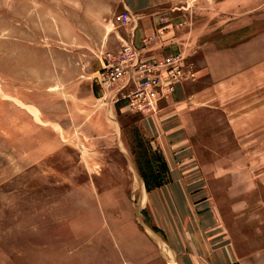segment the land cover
Instances as JSON below:
<instances>
[{"label": "rangeland", "instance_id": "rangeland-1", "mask_svg": "<svg viewBox=\"0 0 264 264\" xmlns=\"http://www.w3.org/2000/svg\"><path fill=\"white\" fill-rule=\"evenodd\" d=\"M123 8L0 0V264L174 263L166 243L182 264H213L217 230L234 250L220 264H264V0L160 10L174 40L161 56L142 40L141 61L182 54L192 79L141 110L140 76L112 97L127 69ZM187 164L204 168L186 191L223 216L214 231L165 205Z\"/></svg>", "mask_w": 264, "mask_h": 264}, {"label": "crops", "instance_id": "crops-1", "mask_svg": "<svg viewBox=\"0 0 264 264\" xmlns=\"http://www.w3.org/2000/svg\"><path fill=\"white\" fill-rule=\"evenodd\" d=\"M124 2V7L127 8L132 14L134 13L135 15L139 16V21L137 22V27L135 30V44L138 49L143 45L142 40L143 38L149 36V35H158L159 32L162 31L161 28H159L157 24V16L159 14L160 10H164V12H168L169 14L174 10L173 4L175 3V0H123ZM167 20V19H166ZM139 25V26H138ZM167 28V26H166ZM171 33V31L166 30L164 34V37L160 38L158 37L157 41L152 44L153 49H155V56L160 55L161 56V50L164 51L167 48H169L170 44L174 40L171 36H168V34ZM144 46V45H143ZM244 58V56H243ZM249 65V64H248ZM235 74V73H234ZM236 75H232V78H234ZM181 85V84H180ZM178 85L176 86V88ZM174 132H168L167 133V138L170 141L177 140L174 135H172ZM168 143V142H167ZM184 143V142H183ZM182 146L186 145L183 144ZM179 144V145H178ZM180 143H175L171 144L168 146L176 148L180 146ZM183 157L185 154L183 153ZM196 156V155H194ZM187 156H185L186 158ZM192 164H187V165H181V167L176 166L174 171L176 175H174V182L172 185V191L174 196L171 198L169 202H165V205L167 206H174L175 210H177V214L173 215L175 216L174 220H182L186 226H189L190 224H195L201 229H205L207 232L214 231L216 228H219V224L217 222V216L220 218L219 220H223V216L219 215L218 213L215 215L214 211L210 208L209 205V200L205 201L204 203H199L197 207H202L205 208L207 205L208 211H200L199 213H196L197 207H192L193 204L191 202V197L188 196V192L186 191L188 188V185H190V181L188 182V177L190 176L189 174L194 172V171H199L200 175L203 174L204 168L203 166L197 165L196 169ZM184 173H187L186 175H183ZM188 182V184H187ZM194 184L192 185H197V184H203L201 180H197L192 182ZM210 202L213 201L210 200ZM215 205V202H214ZM169 209V207H168ZM210 209V210H209ZM218 210V209H216ZM187 211L188 216L186 213ZM169 215L171 216L172 213L170 211ZM179 225L180 221H179ZM226 229V228H225ZM228 230V229H227ZM153 232V235H155L158 240L160 238L157 236L156 233ZM216 240L215 243L213 244L212 251L214 250L217 254L212 258V263L213 264H220L223 263V261H226L227 257H229L230 252H234L233 248H231V242L227 240L229 236L231 237V234L226 231V236H220L223 233L217 230L216 232ZM230 239V238H229ZM231 241V240H230ZM169 248V252L172 254L173 261H169L167 264H182L181 258L179 256V250L175 249L172 247L170 244H165Z\"/></svg>", "mask_w": 264, "mask_h": 264}, {"label": "built area", "instance_id": "built-area-1", "mask_svg": "<svg viewBox=\"0 0 264 264\" xmlns=\"http://www.w3.org/2000/svg\"><path fill=\"white\" fill-rule=\"evenodd\" d=\"M118 23H129V39L123 47V56L127 61L125 77L122 84L116 88L112 97L121 95L126 88L140 76V81L131 94V106L141 110L150 106L159 96H168L174 91L175 86L182 81L192 79L191 73L184 63L182 54H174L161 59L157 64H146L141 61V54L134 45L135 30L137 28V15L132 14L127 8H123L121 14L116 17ZM163 32L143 38V43L150 44L156 41ZM117 76L122 74L121 68H116Z\"/></svg>", "mask_w": 264, "mask_h": 264}, {"label": "bare ground", "instance_id": "bare-ground-1", "mask_svg": "<svg viewBox=\"0 0 264 264\" xmlns=\"http://www.w3.org/2000/svg\"><path fill=\"white\" fill-rule=\"evenodd\" d=\"M134 14V13H133ZM137 20H138V18H137ZM110 109H111V112H112V106L110 107ZM112 114V113H111ZM147 229V228H146ZM164 243V242H163ZM172 255V254H171Z\"/></svg>", "mask_w": 264, "mask_h": 264}]
</instances>
